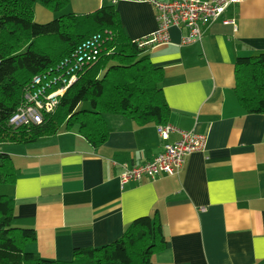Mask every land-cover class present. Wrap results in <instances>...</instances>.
<instances>
[{
    "label": "crops",
    "instance_id": "obj_1",
    "mask_svg": "<svg viewBox=\"0 0 264 264\" xmlns=\"http://www.w3.org/2000/svg\"><path fill=\"white\" fill-rule=\"evenodd\" d=\"M113 6L131 41L157 30L154 7L139 0H69L60 14ZM34 8L40 24L57 18ZM201 30L200 40L183 45L188 29L171 28L169 44L146 49L162 69L167 124L207 139L179 174L121 184L124 167L152 161L165 144L156 124L122 115L107 116L109 136L98 146L78 128L1 145L17 177L0 193L13 200V226L36 233L28 252L70 261L75 249L111 244L136 219L158 215L167 246L152 264H264V114L247 113L235 95L237 59L264 53V0H242Z\"/></svg>",
    "mask_w": 264,
    "mask_h": 264
},
{
    "label": "trees",
    "instance_id": "obj_2",
    "mask_svg": "<svg viewBox=\"0 0 264 264\" xmlns=\"http://www.w3.org/2000/svg\"><path fill=\"white\" fill-rule=\"evenodd\" d=\"M36 3L60 13L69 0H0V146L30 144L73 128L98 146L109 136V115L167 125L170 111L161 86L162 69L128 38L114 6L86 16L62 14L40 24L34 19ZM98 34L109 38L98 61L78 73L55 112L45 114L39 125L11 127L9 121L33 79L43 75L48 81L62 74L59 65ZM235 95L247 113L264 114V53L237 59ZM85 102L90 109H80ZM16 177L11 156L0 152V184H12ZM13 217V200L0 195V264H152L153 255L167 246L158 215L143 216L111 244L75 249L70 261L46 260L27 252L36 233L14 227Z\"/></svg>",
    "mask_w": 264,
    "mask_h": 264
},
{
    "label": "built area",
    "instance_id": "obj_3",
    "mask_svg": "<svg viewBox=\"0 0 264 264\" xmlns=\"http://www.w3.org/2000/svg\"><path fill=\"white\" fill-rule=\"evenodd\" d=\"M152 5L156 11L157 30L149 37L136 41L139 48H157L170 43V29L185 27L189 34L183 37L182 44L198 41L202 37V26L219 20L230 6L242 0H139ZM224 25H233L234 20L225 19ZM236 30V28H235ZM107 38L95 35L78 46L70 59L62 62L57 72L59 76L46 81L40 75L33 79L26 89L24 103L11 117L9 124L14 129L21 126L43 122L45 114H52L67 90L77 81V75L87 66L98 61ZM47 76V75H46ZM157 132L165 143L163 151L152 161L132 167H124L120 175L122 185L141 182L144 178L155 179L165 174L174 176L183 169L185 158L192 153L203 151L207 139L203 135L181 131L172 125H159ZM172 134H178L179 140L170 143Z\"/></svg>",
    "mask_w": 264,
    "mask_h": 264
},
{
    "label": "rangeland",
    "instance_id": "obj_4",
    "mask_svg": "<svg viewBox=\"0 0 264 264\" xmlns=\"http://www.w3.org/2000/svg\"><path fill=\"white\" fill-rule=\"evenodd\" d=\"M36 4H41V3H36ZM34 11H35V8H34ZM56 14V16H57V18L59 17V16H61L62 14H58V13H55ZM40 18V14H37L36 15V18H35V22H37V23H40V21H38L37 19H39ZM56 19V18H55ZM55 19H53V20H55ZM48 22H51V21H48ZM44 24V23H43ZM91 108V106H90V103H88V102H85V103H82L81 105H80V109H90ZM110 118V116L108 117V119ZM2 149V147L0 146V150ZM2 193H0V195H1ZM27 252H28V248H27Z\"/></svg>",
    "mask_w": 264,
    "mask_h": 264
}]
</instances>
